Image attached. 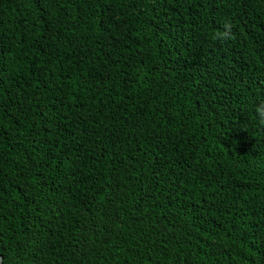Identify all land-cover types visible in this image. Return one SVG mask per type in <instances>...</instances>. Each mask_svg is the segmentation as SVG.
<instances>
[{
  "label": "trees",
  "instance_id": "1",
  "mask_svg": "<svg viewBox=\"0 0 264 264\" xmlns=\"http://www.w3.org/2000/svg\"><path fill=\"white\" fill-rule=\"evenodd\" d=\"M261 105L264 0H0L3 264H264Z\"/></svg>",
  "mask_w": 264,
  "mask_h": 264
},
{
  "label": "clouds",
  "instance_id": "2",
  "mask_svg": "<svg viewBox=\"0 0 264 264\" xmlns=\"http://www.w3.org/2000/svg\"><path fill=\"white\" fill-rule=\"evenodd\" d=\"M229 28L230 26L229 25H225V30L218 33L217 34V37L220 38V39H228L229 36H230V31H229ZM258 112L260 114V116L262 118H264V105H261L259 108H258Z\"/></svg>",
  "mask_w": 264,
  "mask_h": 264
},
{
  "label": "water",
  "instance_id": "3",
  "mask_svg": "<svg viewBox=\"0 0 264 264\" xmlns=\"http://www.w3.org/2000/svg\"><path fill=\"white\" fill-rule=\"evenodd\" d=\"M0 264H3V258L1 255H0Z\"/></svg>",
  "mask_w": 264,
  "mask_h": 264
}]
</instances>
